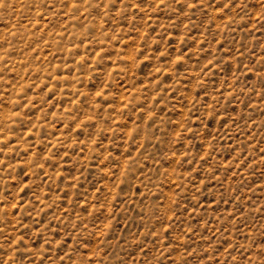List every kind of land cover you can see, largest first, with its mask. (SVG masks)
Segmentation results:
<instances>
[{
	"label": "rangeland",
	"instance_id": "obj_1",
	"mask_svg": "<svg viewBox=\"0 0 264 264\" xmlns=\"http://www.w3.org/2000/svg\"><path fill=\"white\" fill-rule=\"evenodd\" d=\"M0 264H264V0H0Z\"/></svg>",
	"mask_w": 264,
	"mask_h": 264
}]
</instances>
